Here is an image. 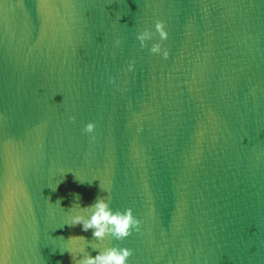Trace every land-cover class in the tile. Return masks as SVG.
<instances>
[{
  "label": "water",
  "instance_id": "95a60500",
  "mask_svg": "<svg viewBox=\"0 0 264 264\" xmlns=\"http://www.w3.org/2000/svg\"><path fill=\"white\" fill-rule=\"evenodd\" d=\"M100 184L126 264H264V0H0L2 264H72Z\"/></svg>",
  "mask_w": 264,
  "mask_h": 264
},
{
  "label": "clouds",
  "instance_id": "9594fccd",
  "mask_svg": "<svg viewBox=\"0 0 264 264\" xmlns=\"http://www.w3.org/2000/svg\"><path fill=\"white\" fill-rule=\"evenodd\" d=\"M153 29L158 34L160 41L167 38L163 22L155 21ZM151 38L152 33L146 28L136 34V40L139 42L141 48ZM115 43L118 44L119 40L115 41ZM148 51L151 54H159L164 59L168 56L167 50H162L158 42L152 43ZM128 70H132L131 63L128 65ZM72 119L73 117H68L69 121ZM94 127L93 122H88L84 124L81 130L83 133L89 134V140H94V136L91 135ZM99 187L106 195L96 197L92 203L83 207L79 203L73 204L69 209L70 214L68 219L64 223L73 227L79 225L82 232L91 230L93 238L91 241H86L82 236H75L67 240L79 241V243L71 244L61 250V252L67 251L70 254L72 264H126L127 258L131 254L130 250L124 247H98L105 237H111L115 241L126 238L131 231H138L140 224V221L133 216L130 208H125L123 211L111 208L109 206L111 200L110 188L107 185L101 184ZM52 189L54 190L55 186ZM86 246H90L96 250V254L89 255L85 250ZM0 264H2V261H0Z\"/></svg>",
  "mask_w": 264,
  "mask_h": 264
}]
</instances>
